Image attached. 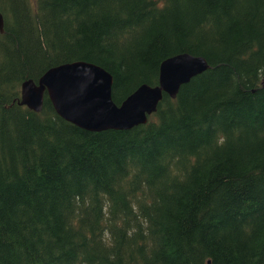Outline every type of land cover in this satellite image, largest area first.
<instances>
[{
	"label": "trees",
	"instance_id": "1",
	"mask_svg": "<svg viewBox=\"0 0 264 264\" xmlns=\"http://www.w3.org/2000/svg\"><path fill=\"white\" fill-rule=\"evenodd\" d=\"M0 264H264V0H0ZM209 68L145 125L89 132L21 85L86 61L119 105Z\"/></svg>",
	"mask_w": 264,
	"mask_h": 264
},
{
	"label": "water",
	"instance_id": "2",
	"mask_svg": "<svg viewBox=\"0 0 264 264\" xmlns=\"http://www.w3.org/2000/svg\"><path fill=\"white\" fill-rule=\"evenodd\" d=\"M208 68L203 56L168 57L159 65L157 85L141 84L117 105L112 75L93 63L75 61L48 69L37 81H24L19 104L39 113L46 95L59 117L83 130H130L148 122L164 95L176 99L183 85Z\"/></svg>",
	"mask_w": 264,
	"mask_h": 264
},
{
	"label": "bare ground",
	"instance_id": "3",
	"mask_svg": "<svg viewBox=\"0 0 264 264\" xmlns=\"http://www.w3.org/2000/svg\"><path fill=\"white\" fill-rule=\"evenodd\" d=\"M0 16H1V19H2V27H0V31H2L3 30V16H2V14H1V12H0ZM167 59V58H166ZM73 62H75V61H73ZM84 62H86V61H84ZM68 63H71V62H68ZM90 63V62H89ZM107 71V70H106Z\"/></svg>",
	"mask_w": 264,
	"mask_h": 264
}]
</instances>
